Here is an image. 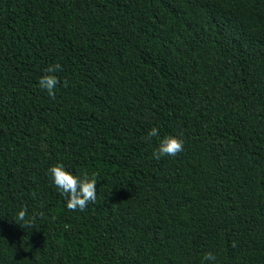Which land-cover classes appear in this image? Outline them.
I'll return each mask as SVG.
<instances>
[{"label": "trees", "instance_id": "16d2710c", "mask_svg": "<svg viewBox=\"0 0 264 264\" xmlns=\"http://www.w3.org/2000/svg\"><path fill=\"white\" fill-rule=\"evenodd\" d=\"M0 264H264V0H0Z\"/></svg>", "mask_w": 264, "mask_h": 264}, {"label": "clouds", "instance_id": "9594fccd", "mask_svg": "<svg viewBox=\"0 0 264 264\" xmlns=\"http://www.w3.org/2000/svg\"><path fill=\"white\" fill-rule=\"evenodd\" d=\"M62 71V66L59 63L49 65L45 69V74L39 79V86L42 90H46L50 98L55 99L56 87L60 84V80L55 75L56 72ZM67 82H65V86ZM159 131L156 127L151 128L146 139L151 141L153 137H158ZM184 149V144L181 139L176 136L166 135L158 142V147L153 151L152 156L155 159H160L166 156H176ZM48 174L51 177L55 187L66 199V207L71 211H83L88 206L89 202L96 201V174L89 176L84 173L82 176H77L65 170L60 165L51 166L48 169ZM27 208H22L16 215V222L21 228H33L34 219L27 218ZM216 257L213 253L207 252L203 256L204 261H215Z\"/></svg>", "mask_w": 264, "mask_h": 264}]
</instances>
